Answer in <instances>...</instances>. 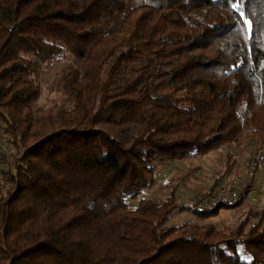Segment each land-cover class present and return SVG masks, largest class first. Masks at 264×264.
Instances as JSON below:
<instances>
[{
	"label": "trees",
	"instance_id": "1",
	"mask_svg": "<svg viewBox=\"0 0 264 264\" xmlns=\"http://www.w3.org/2000/svg\"><path fill=\"white\" fill-rule=\"evenodd\" d=\"M0 124V264H264V192L209 221L253 176L234 204L145 194L169 162L227 147L212 187L261 151L264 0H0Z\"/></svg>",
	"mask_w": 264,
	"mask_h": 264
},
{
	"label": "rangeland",
	"instance_id": "2",
	"mask_svg": "<svg viewBox=\"0 0 264 264\" xmlns=\"http://www.w3.org/2000/svg\"><path fill=\"white\" fill-rule=\"evenodd\" d=\"M56 94L51 88V78L43 79V87L41 91V101L56 98ZM227 147L220 146L208 152L205 155L183 159L179 161L169 162L156 170V178L153 185L145 191V194L154 199L163 198L170 192H174L177 200L185 204H192V198L199 191H203L211 187L214 178L218 176L219 171L223 166L224 154L227 152ZM251 151V157L260 160L264 156V144L261 151L255 153ZM246 153H241V156L234 155L236 160L233 168L228 174L221 177L216 182H222L228 178L241 179L245 175ZM252 188L248 191L245 199L237 207L221 208L217 215L209 218V221L215 225L231 223L236 218L242 216L247 210H251L252 218H255V212L260 203L261 194L264 192V169L257 170L253 175ZM191 213L188 211L173 212L167 221L166 225H177L189 220Z\"/></svg>",
	"mask_w": 264,
	"mask_h": 264
},
{
	"label": "built area",
	"instance_id": "3",
	"mask_svg": "<svg viewBox=\"0 0 264 264\" xmlns=\"http://www.w3.org/2000/svg\"><path fill=\"white\" fill-rule=\"evenodd\" d=\"M1 125V124H0ZM11 145L6 143L2 137L0 128V159L7 154ZM256 158H252L246 167L245 175L241 179L228 178L225 181L216 183L214 186L199 191L192 198V203L196 209L210 208L217 204H234L244 192L251 176H253V163ZM264 163V162H263ZM259 164L258 167H260Z\"/></svg>",
	"mask_w": 264,
	"mask_h": 264
},
{
	"label": "snow or ice",
	"instance_id": "4",
	"mask_svg": "<svg viewBox=\"0 0 264 264\" xmlns=\"http://www.w3.org/2000/svg\"><path fill=\"white\" fill-rule=\"evenodd\" d=\"M238 3H239V5H243V0H238ZM236 6H237V4L234 3L233 7H236ZM244 15L245 14L243 12H241V16L243 17ZM244 22H245L246 25L249 26V31H251V21L245 20Z\"/></svg>",
	"mask_w": 264,
	"mask_h": 264
}]
</instances>
